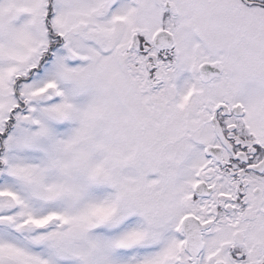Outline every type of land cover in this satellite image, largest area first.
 I'll use <instances>...</instances> for the list:
<instances>
[{"label": "snow or ice", "instance_id": "6c2138e0", "mask_svg": "<svg viewBox=\"0 0 264 264\" xmlns=\"http://www.w3.org/2000/svg\"><path fill=\"white\" fill-rule=\"evenodd\" d=\"M0 264H264V0H0Z\"/></svg>", "mask_w": 264, "mask_h": 264}]
</instances>
